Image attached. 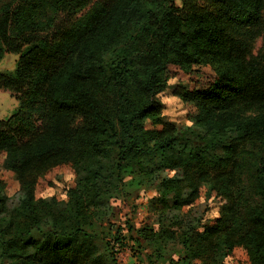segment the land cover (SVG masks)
Returning a JSON list of instances; mask_svg holds the SVG:
<instances>
[{"label":"trees","instance_id":"trees-1","mask_svg":"<svg viewBox=\"0 0 264 264\" xmlns=\"http://www.w3.org/2000/svg\"><path fill=\"white\" fill-rule=\"evenodd\" d=\"M6 54L18 61L0 90L19 104L0 120L3 168L18 182L13 197L0 182L7 264H115L122 229L107 263L94 225L144 187L162 198L163 227L136 242L156 256L177 240L175 264H225L238 249L264 264V0H0V62ZM172 68L214 74L173 92L200 132L162 118ZM63 168L75 175L67 201L38 198ZM203 190L221 207L199 231L186 210Z\"/></svg>","mask_w":264,"mask_h":264},{"label":"rangeland","instance_id":"rangeland-1","mask_svg":"<svg viewBox=\"0 0 264 264\" xmlns=\"http://www.w3.org/2000/svg\"><path fill=\"white\" fill-rule=\"evenodd\" d=\"M175 3L177 6H181V0H175ZM260 47L261 42H258L257 48ZM17 61L18 56L6 54L0 62V72L13 71ZM213 76L214 74L209 69L188 76L172 68L169 87L164 94L159 96L162 104V118L166 122L175 125L178 130L191 127L194 131L200 132L189 122L190 116L194 113V108L174 97L173 92L180 85L190 89L204 87L212 80ZM18 106V102L9 93L0 90V120L10 117ZM3 161V156L0 154V182L5 184L6 194L13 197L17 193L18 182L13 173L3 168ZM176 174L175 172H165L163 177H173ZM74 186L75 175L70 168L56 170L40 182L37 197L45 200L56 198L60 202H65L68 199V190ZM161 199L155 187H144L132 193L128 198L111 201V210L108 217L104 221H97L92 231V234L96 237L95 241L99 252L107 263H111L109 242L113 241L119 228L122 229L121 237L124 245L115 256V264H175L184 258L181 243L177 240L164 245L165 255L163 257L156 256L155 250L145 242H136V232L139 229L147 226L160 230L163 227L159 223L163 208ZM16 203L17 199L9 205V208H13ZM220 207L221 201L215 196L208 197L205 190H203L201 197L186 211H189L190 216L199 222L198 230L201 231L203 226L212 223L219 217ZM169 224V222H166L164 225L166 228H170ZM170 230L175 234L181 232L176 228ZM42 231L47 232V229L35 230L33 232L34 237L36 239L40 238ZM0 264H7L1 256V251ZM225 264H249V262L245 252L238 249L231 257L226 259Z\"/></svg>","mask_w":264,"mask_h":264}]
</instances>
